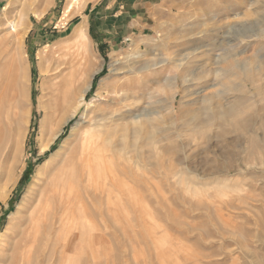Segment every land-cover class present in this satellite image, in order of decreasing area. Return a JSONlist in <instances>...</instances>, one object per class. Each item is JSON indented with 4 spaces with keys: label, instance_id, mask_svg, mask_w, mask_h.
Returning <instances> with one entry per match:
<instances>
[{
    "label": "rangeland",
    "instance_id": "1",
    "mask_svg": "<svg viewBox=\"0 0 264 264\" xmlns=\"http://www.w3.org/2000/svg\"><path fill=\"white\" fill-rule=\"evenodd\" d=\"M69 1L0 0V258L12 253L2 251L6 242L19 238H9L13 218L37 172L76 124L106 113L118 125L141 121V157L132 151L123 172L101 179L95 194H82L71 229L80 241L63 253L65 264L76 263L79 247L80 264H264V0H162L144 33L110 49L100 48L95 22L85 23L102 1L76 0L64 19ZM18 11L24 21L15 38ZM79 25L87 36L83 52L65 46L50 64L40 58L66 45ZM83 57L91 63L84 103L40 153L45 88H70ZM16 73L21 118L10 132L5 117H12ZM229 106L234 111L222 115ZM48 238L43 264L59 239Z\"/></svg>",
    "mask_w": 264,
    "mask_h": 264
},
{
    "label": "bare ground",
    "instance_id": "2",
    "mask_svg": "<svg viewBox=\"0 0 264 264\" xmlns=\"http://www.w3.org/2000/svg\"><path fill=\"white\" fill-rule=\"evenodd\" d=\"M240 1V3L245 2L244 0ZM74 2L76 0H70L67 4L63 13L64 19L71 15ZM16 15L19 24L16 25L15 23L12 30L15 33V38H20L24 13L18 11ZM86 37L84 26L79 25L73 29L66 45L61 46L59 44L55 50L47 49V51L40 54V58L44 62H47V64H50L55 52L61 51L63 53L66 50L65 46L76 47L79 51L83 52L85 50L84 40ZM81 61L82 63L79 64V68L74 69L75 72L73 73L78 75V81H71L70 88L63 91L62 88L60 89L58 83H51L50 86L45 88L46 93L43 96L45 99H42L39 105L45 116L38 133L40 153H44L50 147L61 134L63 127L70 119L76 116L80 106L84 103V94L89 88L87 79L91 63L85 57ZM234 67V65L230 66L225 75L227 76ZM16 72H18L17 68ZM13 80V103L10 107L12 117L9 118V115L5 117L6 125L7 127L9 126L10 132L17 129L21 118L19 93L21 76L17 77L16 73ZM56 91H60L61 95H59L62 97V103L64 104L61 105L63 113L60 117L57 115V99L59 97L56 96ZM111 100H117V98H112ZM233 109L232 106L227 107L222 112V115L231 113L234 111ZM108 119L106 113H102V115L93 119L89 116L83 123L76 124V130L71 134L70 139L37 172V184L35 188L21 208L18 218H13L14 225L10 231L9 238L12 240L17 235H19V238L13 240V243L6 242L5 246H3V252L11 247L12 253L8 255L9 258L5 254V256L2 254V259L0 258L2 262L3 259L8 258L7 264H43L38 259L40 258L42 243L49 236L51 239L53 235H56L59 239L56 241V244L53 243L54 247L50 249L47 256L48 261L45 264H51V257L56 256V253L60 254L57 256L58 261L56 264L67 263L63 257V253L67 251L70 245H78L80 241L79 234H75L71 229L77 224L78 216L80 215L76 207L81 210L83 204L82 194H95L100 188L99 181L101 179L107 180V178L117 175V172H123L124 165L130 159L132 151L136 150L138 156L141 157V121L118 125L116 123L117 119L107 121ZM131 129L137 133V137L127 139L125 135ZM110 165H113L112 168ZM84 180L87 181V184H84ZM83 210H85L84 207ZM73 229L76 230L77 227L75 226ZM75 255H77L75 264H80V247L76 248Z\"/></svg>",
    "mask_w": 264,
    "mask_h": 264
},
{
    "label": "crops",
    "instance_id": "3",
    "mask_svg": "<svg viewBox=\"0 0 264 264\" xmlns=\"http://www.w3.org/2000/svg\"><path fill=\"white\" fill-rule=\"evenodd\" d=\"M99 7L90 9L87 21L93 20L101 35L100 48L110 49L112 46L127 42L128 39L149 27L162 0H101Z\"/></svg>",
    "mask_w": 264,
    "mask_h": 264
},
{
    "label": "trees",
    "instance_id": "4",
    "mask_svg": "<svg viewBox=\"0 0 264 264\" xmlns=\"http://www.w3.org/2000/svg\"><path fill=\"white\" fill-rule=\"evenodd\" d=\"M104 70H105V69H103V70L101 71V73H99L97 76L94 77V79H93V81H92V85H91L90 92H92V91L94 90V88H95V84H96L97 80L99 79V77L105 74V71H104ZM24 179H25V174H24V175L22 176V178L20 179V182H19L20 185L23 184Z\"/></svg>",
    "mask_w": 264,
    "mask_h": 264
}]
</instances>
